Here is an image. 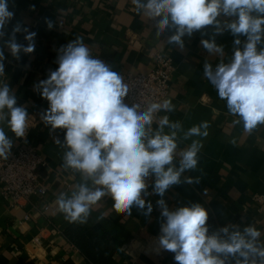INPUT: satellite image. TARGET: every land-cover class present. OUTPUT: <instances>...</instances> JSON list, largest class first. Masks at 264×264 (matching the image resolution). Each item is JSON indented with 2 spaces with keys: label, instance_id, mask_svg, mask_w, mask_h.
<instances>
[{
  "label": "crops",
  "instance_id": "crops-1",
  "mask_svg": "<svg viewBox=\"0 0 264 264\" xmlns=\"http://www.w3.org/2000/svg\"><path fill=\"white\" fill-rule=\"evenodd\" d=\"M8 7L15 15L0 37V50L4 54L0 86L7 84L16 98V106L26 109L29 127L24 137L17 138L7 123L5 109L0 128L12 142L11 150L32 146L41 154L45 164L37 168V173L47 192L20 204H13L0 194V263L64 264L70 260L73 264H92L67 238L66 229L72 223L56 211L54 203L60 191H69L84 181L79 172L63 167L68 150L64 146L66 130H53L44 122L43 114L49 103L34 87L58 68L59 49L78 36L83 37L93 57L122 77L149 72L155 53L169 57L174 69L165 99L171 100L175 107L171 112L160 111L152 131L158 128L163 115L170 122L181 123L173 160L177 168L180 153L192 140H200L203 145L197 169L182 173L181 183L171 186L162 197L155 191V176L146 178V194H141L145 201L143 208L134 205L128 215L115 212L110 196L98 202L87 222L96 230L106 228L116 245L107 264H178L175 254L159 243L163 235L161 227L166 222L157 203L160 199L170 211L199 203L209 213L208 235L227 239L223 228H228L231 234L237 230L243 233L245 227L254 226L261 232L258 242L264 244V213L252 199L256 194L264 195V125L249 134L242 122L234 124L238 117L229 114L226 101L218 97L204 75L205 63L211 64L214 71L219 63L231 62L234 51L242 48L246 37H234L227 30L216 34L213 26H206L191 36H183L181 47L168 42L175 29L157 36L155 21L137 14L131 0H8ZM218 19L223 24L234 18ZM17 24L21 31L15 33L16 43L27 47L26 35L36 34L32 41L34 51H20L19 58L8 47L13 26ZM237 38L241 40L239 46L234 44ZM211 39L223 48V54L209 53L203 47L202 41ZM262 46L258 45V50ZM203 121L210 125L207 137L184 138L190 127ZM171 131L164 129L165 133ZM187 177H199L200 182L188 184ZM87 183L92 186L91 181ZM46 206L48 209L44 210ZM221 258L226 264H236L240 259Z\"/></svg>",
  "mask_w": 264,
  "mask_h": 264
},
{
  "label": "clouds",
  "instance_id": "clouds-1",
  "mask_svg": "<svg viewBox=\"0 0 264 264\" xmlns=\"http://www.w3.org/2000/svg\"><path fill=\"white\" fill-rule=\"evenodd\" d=\"M134 11L155 21L157 36L175 29L169 43L183 47L182 37L194 31L213 26L215 33L230 31L234 37H246L242 48L237 47L231 62L219 63L213 71L205 63L204 75L215 88L218 97L226 101L229 114L238 117L234 124H243L251 134L264 125V0H131ZM14 12L9 10L8 0H0V37L11 22ZM234 18L223 24L218 17ZM52 28V23L48 22ZM19 24L13 26L12 39L8 43L11 53L18 57L20 51L32 53L35 33L25 39L27 47L15 42ZM27 31V29H24ZM234 44L241 45L239 38ZM209 52L223 54V48L214 39L203 40ZM58 68L47 79L35 85L49 108L43 120L53 130L64 129V146L68 149L63 167L79 172L84 182L75 184L69 191H60L55 197L56 211L69 223H87L94 207L105 196L114 201L117 213L131 214L136 205L145 201L146 178L155 176L154 188L159 196L173 185L181 183V174L196 170L198 153L203 147L200 140H192L180 153L179 167L173 164L177 150V130L180 122H170L167 115L158 120L153 132L154 114L171 112V100L151 103L146 111H138L139 105L128 106L124 99L128 86L123 77L111 70L101 59L91 55L89 47L78 36L59 49ZM4 54L0 50V77L4 75ZM17 101L7 84L0 86V121L5 119L17 138L25 136L29 127L28 113ZM209 123L203 121L190 127L184 138L207 137ZM165 127L171 133H165ZM59 143V141H57ZM12 142L0 128V158L7 159ZM91 181V187L88 185ZM188 184L199 183V177H187ZM162 216L163 235L160 246L175 254L178 264H226L224 257H239L236 264H264V244H260L261 232L254 226L245 227L243 233L228 228L219 235H208V211L199 203L170 211L163 199L158 200ZM148 211H151L149 207Z\"/></svg>",
  "mask_w": 264,
  "mask_h": 264
},
{
  "label": "built area",
  "instance_id": "built-area-1",
  "mask_svg": "<svg viewBox=\"0 0 264 264\" xmlns=\"http://www.w3.org/2000/svg\"><path fill=\"white\" fill-rule=\"evenodd\" d=\"M153 67L147 73L123 76L128 86L124 101L128 106L139 105L138 111H146L153 102H160L168 96L173 64L169 57L155 53ZM154 114V121L159 117ZM41 154L32 146L10 150L8 158H0V194L13 204L29 201L32 197L44 195V185L37 168L44 165ZM258 210L264 213V195L256 194L252 198ZM48 206L44 210H47Z\"/></svg>",
  "mask_w": 264,
  "mask_h": 264
},
{
  "label": "trees",
  "instance_id": "trees-1",
  "mask_svg": "<svg viewBox=\"0 0 264 264\" xmlns=\"http://www.w3.org/2000/svg\"><path fill=\"white\" fill-rule=\"evenodd\" d=\"M66 236L92 264H107L116 251L109 231L106 228L96 230L88 222L72 223L66 229ZM16 264L27 263L18 261ZM64 264L73 262L67 260Z\"/></svg>",
  "mask_w": 264,
  "mask_h": 264
}]
</instances>
